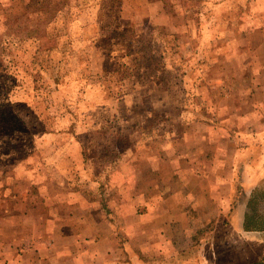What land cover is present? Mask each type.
Wrapping results in <instances>:
<instances>
[{"label": "rangeland", "instance_id": "obj_1", "mask_svg": "<svg viewBox=\"0 0 264 264\" xmlns=\"http://www.w3.org/2000/svg\"><path fill=\"white\" fill-rule=\"evenodd\" d=\"M3 48L2 206L30 201V222L75 211L104 219L120 233L119 250L97 264L264 260L255 240L246 253L228 231L231 212L255 186L246 170L264 167V112L252 115L264 100L252 87L264 81L255 74L264 70V0H0ZM200 116L216 137L220 178L232 177L223 188L230 212L218 221L190 208L191 221L168 235L128 236L123 204L152 181L166 184L139 203L143 213L146 200L177 190L189 149L200 148ZM178 119L188 124L183 133ZM256 175L247 215L264 219V170ZM154 223L164 228V220ZM263 223L253 219L251 231ZM34 231L22 241H35ZM80 256L67 264H92Z\"/></svg>", "mask_w": 264, "mask_h": 264}, {"label": "crops", "instance_id": "obj_2", "mask_svg": "<svg viewBox=\"0 0 264 264\" xmlns=\"http://www.w3.org/2000/svg\"><path fill=\"white\" fill-rule=\"evenodd\" d=\"M263 71L255 72L256 77L263 76L262 78H264V73L260 74ZM252 87L257 91L263 92L264 81ZM258 104L255 106L256 108L254 107V112L252 113L255 117L260 116L261 109L264 112V100H259ZM237 108L235 106L234 111L238 112ZM207 127V122H200V135L195 137L200 142V148L189 149L190 152H188V154L193 156L192 160L196 164L192 163V160L187 164H183L182 170L184 171H181L183 173L188 171V175L186 179L182 177L180 182H176L177 190L156 202L152 201L151 198H149L150 201L146 200L147 207L144 208L143 213V210H140L139 203L141 204L143 198L146 199L150 191L166 184V182L159 181L155 183L152 181L148 184V189L144 191L138 190L134 194L128 202V207L125 203L123 204L121 216L125 218L129 215L133 225V227L124 228V230H127L125 234L136 237L142 236L147 231H151V229H156V231H151L148 236L155 234L156 236H161L162 233L168 235V232L170 231L171 233L172 229L175 230L179 223L186 225L191 221L190 216L193 209L190 208L204 210L203 215L205 218L215 220L218 217V221L222 215L226 216L230 212V200L227 195L223 194V188L229 189L232 185V177L230 175V179L220 178L219 169L221 168L218 165H214V159L219 154V148H214L215 135L203 131ZM206 147L210 149H205ZM261 152L264 151L261 150ZM262 170H264V167L261 164L252 165L250 171L249 169L246 170L247 174L250 173L254 176L252 181L255 186L247 193L244 200L237 202L239 206L231 212L229 220L230 228L228 231L242 238L241 240L244 243H242L243 245L239 250H243L246 253L254 250V247L246 244L248 239L255 240L254 244L260 250H264V232L248 231L245 228L249 210L248 203L251 199L252 191L259 185L258 182H261L260 178L256 177V174L261 173ZM231 171L233 173L232 169ZM1 193L3 196V192L0 191ZM4 196H7L6 192ZM124 200L123 198L122 201ZM28 202L30 201L19 200V207L15 208L12 205L10 208L8 206V209H6V205L2 206L0 204V212L5 209L3 214L0 213V264H67L76 255L79 258L82 255V259L86 262L97 264L104 263L103 261L111 256L110 253L113 255L119 250L118 234L120 233L113 226H107V223H104V219H95L89 216L87 212H80L79 214V212L75 211L72 212L73 217L70 216L68 219H56L51 216L46 219L45 223H40V220H38L39 222H30V217H34L32 215L34 213L31 212L36 210L30 209ZM141 212L143 215H139ZM162 220L165 222L164 228L156 226L155 223V227L150 228L151 223ZM166 222L168 223L166 224ZM141 223L144 225H140ZM30 226L35 230L36 240L30 241L26 239L23 242L22 239L25 235H28V231L33 232V229L29 228ZM44 229L46 230L44 231ZM21 242L24 245L21 246ZM231 246L229 244V247ZM258 247L257 249H259ZM207 249L210 250L208 247ZM233 249L235 250L236 247ZM229 251H231V248Z\"/></svg>", "mask_w": 264, "mask_h": 264}, {"label": "trees", "instance_id": "obj_3", "mask_svg": "<svg viewBox=\"0 0 264 264\" xmlns=\"http://www.w3.org/2000/svg\"><path fill=\"white\" fill-rule=\"evenodd\" d=\"M3 43H5V42H3ZM153 43H155L154 40H153ZM6 47H7V45H6ZM6 52H7L6 51V48L1 49V51H0V69L3 66L4 57H5ZM198 121H200V122H206V118L203 117V116H200V120H198ZM177 122H180L181 123L180 124L181 125L180 129H181V132L182 133H183V131L185 132L188 129V126H187L188 124L186 122H184L183 120L178 119ZM181 132H180V134H181ZM252 203H253V200L250 199L249 200V203H248V206L252 207ZM253 219L257 222V224H261V222L263 223V221H264V219L261 218V217H259L258 214H256V215L254 214V218L253 217H250V215H247L246 221H245V228H246V230H248V231L253 230V229L250 228L251 223H253ZM255 231H262V232H264V227H259L258 226V228L255 229ZM253 264H264V260L263 261H260V262H257V263H253Z\"/></svg>", "mask_w": 264, "mask_h": 264}]
</instances>
